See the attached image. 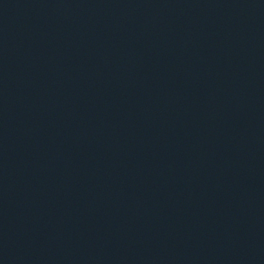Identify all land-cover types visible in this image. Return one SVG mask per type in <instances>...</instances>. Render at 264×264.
Segmentation results:
<instances>
[{
	"label": "water",
	"instance_id": "1",
	"mask_svg": "<svg viewBox=\"0 0 264 264\" xmlns=\"http://www.w3.org/2000/svg\"><path fill=\"white\" fill-rule=\"evenodd\" d=\"M0 264H264V0H0Z\"/></svg>",
	"mask_w": 264,
	"mask_h": 264
}]
</instances>
